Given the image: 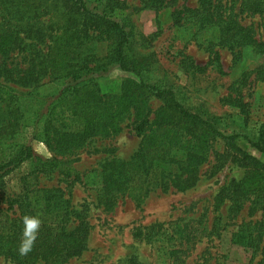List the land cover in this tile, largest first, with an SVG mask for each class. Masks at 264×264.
Wrapping results in <instances>:
<instances>
[{
	"label": "trees",
	"instance_id": "1",
	"mask_svg": "<svg viewBox=\"0 0 264 264\" xmlns=\"http://www.w3.org/2000/svg\"><path fill=\"white\" fill-rule=\"evenodd\" d=\"M142 1L156 11L173 9L172 20L178 27L195 24L212 30L220 48L264 58V30L245 24L246 18L264 21V0H197L196 7L186 5L189 0ZM115 10L109 0L94 5L88 0H0V259L11 264H67L87 251L92 229L89 207L74 209L71 192L63 187L35 185L41 175L68 163L59 157L69 159L83 153L93 140L118 136L123 123L132 119L139 147L129 160L107 159L101 165L98 204L102 209L112 211L125 196L141 208L154 190L185 192L194 188L210 148L222 141L225 150L248 170L241 180L232 181L216 195L215 210L227 206L228 220L223 227L214 225L211 234L233 228L231 243L250 250L253 257L260 255L256 264H264V222L247 219L258 212L264 214V162L239 146L243 139L264 155V124L254 138L225 135L215 119L186 108L172 86L154 78L142 59L127 53L132 30ZM45 17L56 20L52 23L57 27L55 35H45L35 27L34 22ZM23 22L30 29L21 38ZM26 36L34 41L23 47ZM94 40L109 43L106 57L99 58L88 47ZM26 47L31 57L27 69L7 63L12 54ZM234 56L238 59L239 54ZM213 61L219 64L217 51ZM112 69L132 75L113 94L101 87ZM253 75L257 82H264V61L234 82L227 98L246 123L250 111L241 88ZM45 76L49 81L42 83ZM48 83H57V90L46 96L37 94ZM152 99L162 106L154 110ZM29 127L33 128L32 138L41 139L53 154L51 159L35 157L30 146L17 142L20 131ZM25 163L29 170L20 178V193L5 196L6 177ZM244 209L247 217L238 221ZM222 217L219 214V222ZM199 233L200 228L186 223L175 228L174 236L181 246H188ZM135 234L143 235L139 230ZM180 253L170 252L173 264H184Z\"/></svg>",
	"mask_w": 264,
	"mask_h": 264
},
{
	"label": "rangeland",
	"instance_id": "2",
	"mask_svg": "<svg viewBox=\"0 0 264 264\" xmlns=\"http://www.w3.org/2000/svg\"><path fill=\"white\" fill-rule=\"evenodd\" d=\"M88 1L94 5L99 0ZM109 1L116 7L117 17L126 19L130 24L132 38L127 53L142 59L150 67L154 78L172 86L186 108L215 119L217 127L225 135L237 133L251 138L257 135L264 124V82H257L253 75L248 84L241 88L244 101L249 105L247 123L245 116H241L237 109L227 103V98L231 95L234 82L262 64L263 57L249 51L232 53L220 48L212 30L201 29L195 24L185 27L174 25L171 8L156 11L148 8L142 0ZM197 3V0H189L186 5L196 7ZM55 9L61 10L57 6ZM55 21L54 17H45L34 23L45 35H55L57 27L52 25ZM251 23L263 33L264 21L258 17L246 18L245 24ZM19 27L20 37L24 38V32L27 33L30 28L25 22ZM31 41L34 40L26 36L22 46ZM46 43H49L48 38ZM40 47L46 50L45 45ZM88 47L99 58L106 57L110 49L109 43L104 40H94ZM28 48L12 54L7 63L27 69L31 59L26 52ZM214 51L219 53V64L213 61ZM234 54H239L238 59ZM191 63L202 70L193 68ZM131 77L129 73L112 69L101 81V87L106 93H118L123 81ZM48 78H42V83H47ZM57 88V83H48L37 89V94L46 96ZM151 104L154 110L162 106V102L155 99H152ZM41 111L45 112V108ZM122 127L124 129L118 136L93 140L79 155L69 159L59 157V160L68 163L49 175H41L38 185H35L48 189L63 187L71 192L74 209L79 210L84 205L89 207L88 219L92 229L88 249L81 257L67 264H127L128 259L136 264H173L174 258L170 254L173 250H181L179 257L184 264H256L261 260L260 255L253 257L250 250L231 243L233 228L211 234L214 225L223 227L228 220L227 206L220 212L215 210L216 195L232 181L241 180L248 170L225 150L222 141L215 142L210 148L208 160L201 167L200 181L194 188L185 192L154 190L145 198L141 208L125 196L112 211H104L98 204L101 165L107 159L129 160L137 152L140 143L132 119L126 120ZM32 133V127L21 130L17 142L30 146L35 157L51 159L53 154L48 147L41 139L34 140ZM239 146L264 162V155L243 139ZM28 170V164L25 163L6 177L5 196L13 197L20 193L23 186L20 178ZM219 214L223 215L220 222ZM245 217L246 209L238 221ZM247 219L264 222V214L258 212ZM186 223L200 228V233L190 245L181 246L174 231L177 226ZM138 230L143 233L141 237L135 234ZM0 264L11 263L0 259Z\"/></svg>",
	"mask_w": 264,
	"mask_h": 264
}]
</instances>
